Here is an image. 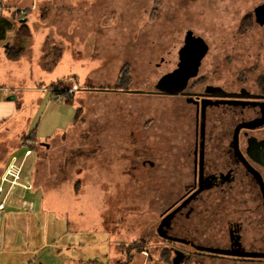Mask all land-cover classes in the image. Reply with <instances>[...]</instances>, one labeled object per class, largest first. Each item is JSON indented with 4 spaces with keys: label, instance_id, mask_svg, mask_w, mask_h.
Here are the masks:
<instances>
[{
    "label": "rangeland",
    "instance_id": "374dc122",
    "mask_svg": "<svg viewBox=\"0 0 264 264\" xmlns=\"http://www.w3.org/2000/svg\"><path fill=\"white\" fill-rule=\"evenodd\" d=\"M11 1L0 51L21 20L31 34L18 60L0 56V100L13 106L0 118V202L19 166L12 203L0 206V263L123 264L136 240L144 249L130 264H171L156 227L191 180L192 109L179 96L90 89L117 88L125 70L128 90H152L188 29L207 45L192 86L247 74L253 87L264 64L254 65L259 32L245 19L264 0ZM58 81L71 102L51 92ZM67 238L74 250L58 256Z\"/></svg>",
    "mask_w": 264,
    "mask_h": 264
},
{
    "label": "flooded vegetation",
    "instance_id": "af4514ba",
    "mask_svg": "<svg viewBox=\"0 0 264 264\" xmlns=\"http://www.w3.org/2000/svg\"><path fill=\"white\" fill-rule=\"evenodd\" d=\"M245 21L258 27L254 65L264 64V3L255 5ZM204 43L197 74L176 96L192 109L193 140L185 151L191 180L179 198L161 209L156 234L169 244L170 252L178 251L185 259L195 254L198 264H264V257L258 256L264 254V192L247 167L264 181V121L255 128L247 126L264 120V72L253 87L248 86L247 74L229 82L192 86L207 53ZM149 91L155 92L154 85Z\"/></svg>",
    "mask_w": 264,
    "mask_h": 264
},
{
    "label": "water",
    "instance_id": "95a60500",
    "mask_svg": "<svg viewBox=\"0 0 264 264\" xmlns=\"http://www.w3.org/2000/svg\"><path fill=\"white\" fill-rule=\"evenodd\" d=\"M21 22H25V20H21ZM185 44L178 50V63L177 67L170 72H167L159 77V79L154 84L155 92L148 91L144 92L138 90H130L129 92H142V93H155L169 96H177L182 94L183 90L186 88L188 81L190 78H193L197 74L198 65L202 56L205 53V43L204 41L198 37L194 32L188 30L186 32L184 38ZM196 49L197 53H194L193 49ZM261 120L259 123L255 125H247L250 128H255L261 125ZM248 169L252 171L255 177L258 179V182L261 186L262 192H264V181L260 174L254 170L251 166L247 164ZM161 228V225H160ZM157 233L160 237H164L163 234L157 230ZM173 241L187 243L180 239H174ZM208 251L216 254H227L229 252L215 249H208ZM174 257L172 258V264H182L185 259V255L174 251ZM239 256H245L247 254H237ZM258 256L264 257V254H259Z\"/></svg>",
    "mask_w": 264,
    "mask_h": 264
},
{
    "label": "crops",
    "instance_id": "0c3cea01",
    "mask_svg": "<svg viewBox=\"0 0 264 264\" xmlns=\"http://www.w3.org/2000/svg\"><path fill=\"white\" fill-rule=\"evenodd\" d=\"M10 4L16 5L11 0H0V42L4 41L5 38H6V35L7 34H11L10 33L11 32V29H13L12 22L9 19L10 17H8V16L12 15V13L9 12V10H10V7L9 6H12ZM17 7H19V6L17 5ZM5 9H8V13H6ZM16 31H17V29H16ZM16 31H14V32H16ZM14 40H15V36L12 37V42ZM8 43H10V42H8ZM6 44H5V46H6ZM5 46L3 48H5ZM2 53L4 55V49H3V52L0 51V56L2 55ZM4 57H5V55H4ZM122 93H124V92H122ZM125 93H129V92H125ZM119 96H122V95H119ZM165 98L172 99V97H167V96ZM12 107H13L12 104H9V103H6V102H3V101L0 100V118L3 117V116H8L9 113L11 112ZM29 151L30 150H26L25 154H28L27 152H29ZM9 171H10V167H7L3 171L2 175H1V182L4 181L5 174H7ZM18 171H19V166H18V168L13 173L12 180L10 181V185H9L8 189L6 190V192H5L3 199L0 202V206L6 205L7 203H10V204L12 203V200H11V197L12 196H11V194L13 193V191L18 186V184H16V181H17L16 178L18 176ZM11 173L12 172L10 171V174ZM19 189L25 190V186L23 185V187H20ZM1 192H2V188H1V183H0V195H1ZM18 200H22L21 197H19ZM22 202L24 203V206H26V207L30 206V204L27 203V202H24V200ZM64 241H65L64 242L65 245H58L56 247V251L58 252L57 253L58 256H59V254L61 252H63L62 250H64V249H67V250L71 251V249L74 248V246H71V245L72 244H74V245L76 244V241H74V239H68L67 238ZM83 255L84 254H82V253L81 254H77L74 257V260H78V261H84V260H86V259H84ZM70 258H72V256H70ZM88 258H90L88 260H89V262L91 264H103L101 261H99L97 259V257L91 256V257H88ZM27 260H29V259H27Z\"/></svg>",
    "mask_w": 264,
    "mask_h": 264
},
{
    "label": "trees",
    "instance_id": "16d2710c",
    "mask_svg": "<svg viewBox=\"0 0 264 264\" xmlns=\"http://www.w3.org/2000/svg\"><path fill=\"white\" fill-rule=\"evenodd\" d=\"M30 30L28 29L27 25L25 24V22H19L18 24V28H17V33L15 35V40L10 44L7 43L5 48H4V55L6 57V59L11 60V61H15L18 60L20 58V56L24 53V47L22 46L23 40L28 38L30 36ZM56 49V48H54ZM59 50V48H57ZM120 83L118 84L117 88L114 89H90V90H96V91H113V92H129L130 89L128 90L125 86L129 83L130 79L128 77V75H126L125 70L122 71L121 75H120V79H119ZM51 88V92H53V94H62L63 98H65L66 102H71L72 97H70V95L66 94V90H67V86L62 85V83L60 81H58L57 83L51 84L49 86ZM132 90V89H131ZM133 244V245H132ZM134 244H136V246H134ZM131 247L132 248H127L126 253H127V260H125L123 262V264H130V262L132 261V256H131V250H136V251H143L144 249V244L142 242H137L136 240L131 242ZM187 259L184 260V262H187ZM183 262V263H184ZM171 264H172V260H171Z\"/></svg>",
    "mask_w": 264,
    "mask_h": 264
},
{
    "label": "built area",
    "instance_id": "2783aa9c",
    "mask_svg": "<svg viewBox=\"0 0 264 264\" xmlns=\"http://www.w3.org/2000/svg\"><path fill=\"white\" fill-rule=\"evenodd\" d=\"M21 13H23V12L21 11ZM16 16H17V14H16ZM71 92H72V90H69V89L66 90V94H67V95L71 94ZM55 95L57 96V97H56L57 99L60 98V97H61V98L63 97L62 94H55ZM27 153H28V152H27Z\"/></svg>",
    "mask_w": 264,
    "mask_h": 264
}]
</instances>
